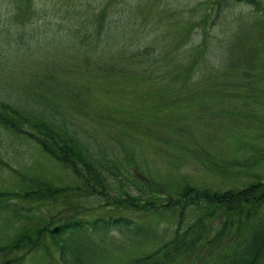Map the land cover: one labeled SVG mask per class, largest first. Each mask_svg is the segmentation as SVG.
I'll list each match as a JSON object with an SVG mask.
<instances>
[{
    "label": "rangeland",
    "instance_id": "374dc122",
    "mask_svg": "<svg viewBox=\"0 0 264 264\" xmlns=\"http://www.w3.org/2000/svg\"><path fill=\"white\" fill-rule=\"evenodd\" d=\"M229 2L0 0V100L63 123L118 168L107 195L86 192L71 169L38 142L1 126L0 264H63L47 231L32 250H10L11 243L74 213L87 219L128 215L147 230L140 236H94V244L78 237L71 242L82 259L76 264H158L178 226L185 230L199 216L207 228L197 250L173 251L166 264L217 263L236 248L237 243L226 249L227 242L246 237L247 228L237 231L235 223L223 233V243H205L226 216L218 209L204 216L209 206L189 207L183 219L178 207L149 211L112 203L124 193H149L147 175L165 185L155 198L162 205L177 199L185 184L224 190L264 177V17L244 1ZM121 38L131 54L116 49ZM239 39L245 45L235 50ZM248 48L261 72L253 81L244 62L230 66ZM198 49L205 53L185 82L183 67ZM111 65L113 73H107ZM250 90L254 98L242 96ZM32 181L62 190L54 197H24L34 189Z\"/></svg>",
    "mask_w": 264,
    "mask_h": 264
},
{
    "label": "trees",
    "instance_id": "16d2710c",
    "mask_svg": "<svg viewBox=\"0 0 264 264\" xmlns=\"http://www.w3.org/2000/svg\"><path fill=\"white\" fill-rule=\"evenodd\" d=\"M234 1V0H232ZM244 1L250 5L256 7V9L262 13L264 17V5L260 0H236ZM220 7L224 5L228 6L230 4L229 0H218ZM98 30L95 32H99ZM109 35V34H107ZM98 41L100 39V32L98 33ZM109 36L101 38L103 43L108 42ZM120 37L114 35V43L119 42ZM130 39H128V44ZM245 45V42L238 40L234 45L235 50L237 47ZM119 53L131 54L133 50L130 49L129 45L123 44L121 38V45L116 48ZM207 50V49H206ZM213 53V51H210ZM252 49L242 50L240 54L237 53L236 57L233 58L231 62V67H236L242 62L247 69L244 71L245 75L250 81H253V76L261 74L254 69V57L252 54ZM205 53L202 49H198L195 55L187 59V63L184 68V79L185 82L192 79L194 76V64H198L199 58ZM128 57V56H127ZM100 58H94L92 60L94 65ZM121 59V58H120ZM134 59V58H133ZM122 60V59H121ZM183 59H179L178 62H182ZM141 61L136 60V64ZM107 63V62H106ZM113 70L109 66L105 69L107 73ZM118 74V72H115ZM180 72L176 74L174 80L180 79ZM156 75V74H155ZM155 75L153 77H155ZM244 77V76H242ZM245 87L247 85H244ZM247 90V89H246ZM254 90L247 92L246 96L248 98H254ZM211 98H213L211 96ZM216 99H220L214 97ZM212 102H210L211 104ZM23 107L21 104L12 103L11 101L0 100V128L1 126L8 127L14 130L16 133H21L27 137L38 142L43 149L52 157L59 160L67 165L74 175L83 185H86L85 190L89 193H98L99 195L108 194V183H110L111 178L118 177L114 169H118L114 164L109 163L110 160L104 158L105 153L102 156L93 153L82 140L73 133L74 131L65 127L63 123L57 120L51 119L47 114L34 113L33 111H28L27 108ZM48 117H47V116ZM163 120H158V124H162ZM1 133V132H0ZM191 134V132H187ZM192 143L191 138H187V142ZM186 143L183 144V146ZM191 149L190 146H186ZM189 154L196 156H204L203 153L192 154V150L188 151ZM148 187L150 192L138 193V197L130 193H124L122 196H115L112 200L113 204L119 206H128L137 210V206L140 210H154L162 208L178 207L180 210V216L184 219L185 209L192 206H209L204 212V216L213 215L216 210H222L226 213L224 219L223 228L218 231L214 239H206L207 244L212 245L213 243L222 242L223 243V233L227 229L228 225L238 224L237 231L244 227L247 230L246 237L240 241H233L226 243V249H229L232 245L236 244V248L232 252L225 253L221 260L214 264H264V177L258 176V179L244 183L238 188L230 187L224 190L209 188H202L195 185L185 184L177 192V199L173 200V196L168 202L162 204H156L155 198L161 197V191L166 187L163 183L154 181L150 176L147 175ZM33 190H28L23 196L27 198H45L51 197L62 189L53 187L51 185H43L41 183H34ZM31 182V184H32ZM11 194V193H10ZM19 193L15 192L14 195ZM20 196V195H19ZM203 204V205H202ZM233 214L231 217L230 215ZM232 218V220H231ZM182 219V222H183ZM206 218H201L199 216L194 223L192 222L185 230H182V225H179L176 229L175 236L165 244V247L161 250L162 255L161 261L158 264L168 263V254L179 252L184 249V252L188 250L196 251L197 245L200 244L206 235V228L202 226L201 223L204 222ZM231 220V221H230ZM181 222V223H182ZM51 224H54L50 226ZM45 227H36L33 231L28 230L15 238L11 243L12 249L20 250L29 246V250L36 248L41 244L40 237L47 231L51 244L57 247L56 250L60 252V258L63 264L71 263H82V259L79 257L78 249L72 247L71 242L76 240L78 237H87L91 243L94 244V239L92 237L99 236L103 238L107 236L110 232H121L125 235L140 236L146 235L147 230L144 225L138 222L135 217L128 215H113L109 217L97 216L92 219H87L79 217V214H71L67 218H60L55 222H49ZM206 224V222L204 223ZM34 234V236L32 235ZM191 235V236H190ZM30 244V245H29ZM173 244V245H172ZM224 247V248H225ZM75 248V249H74ZM166 249V253L164 252ZM91 251V248H90ZM159 252V251H158ZM179 255V254H178ZM173 256V255H172ZM172 258V257H171ZM171 261V259H169ZM169 261V262H170ZM203 261L201 262V264ZM2 264H9V260ZM141 264V263H140ZM154 264V263H153ZM210 264V263H208Z\"/></svg>",
    "mask_w": 264,
    "mask_h": 264
}]
</instances>
